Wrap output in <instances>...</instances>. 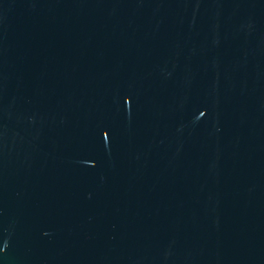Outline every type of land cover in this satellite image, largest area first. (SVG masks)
<instances>
[{
	"label": "water",
	"instance_id": "obj_1",
	"mask_svg": "<svg viewBox=\"0 0 264 264\" xmlns=\"http://www.w3.org/2000/svg\"><path fill=\"white\" fill-rule=\"evenodd\" d=\"M0 264H264V0H0Z\"/></svg>",
	"mask_w": 264,
	"mask_h": 264
}]
</instances>
